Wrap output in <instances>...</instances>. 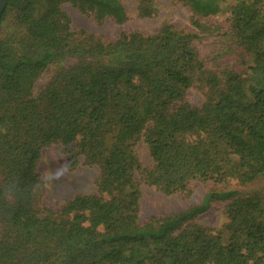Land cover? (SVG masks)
<instances>
[{
    "label": "trees",
    "instance_id": "obj_1",
    "mask_svg": "<svg viewBox=\"0 0 264 264\" xmlns=\"http://www.w3.org/2000/svg\"><path fill=\"white\" fill-rule=\"evenodd\" d=\"M224 1L184 0L202 18ZM41 2L45 12L35 16ZM63 2L97 19H126L120 0H6L0 29L10 7L24 33L0 38V264H264V189L212 191L200 204L140 224L133 179L141 170L170 194L188 192L194 181L240 186L264 177V88L244 86L247 72L264 74L263 0L229 7L232 34L253 61L221 78L205 70L191 36L169 25L70 46ZM68 52L74 61L34 93L40 73ZM196 82L208 90L199 107L186 101ZM75 140L99 158L109 198L74 197L58 211L40 206L41 150ZM140 140L148 169L133 149ZM214 202L227 203L219 231L186 228Z\"/></svg>",
    "mask_w": 264,
    "mask_h": 264
},
{
    "label": "rangeland",
    "instance_id": "obj_2",
    "mask_svg": "<svg viewBox=\"0 0 264 264\" xmlns=\"http://www.w3.org/2000/svg\"><path fill=\"white\" fill-rule=\"evenodd\" d=\"M120 2L126 14V19L121 23L115 22L111 17L97 19L93 14L83 13L68 2L61 3L59 8L69 18L72 32L70 46L94 42L107 44L116 41L122 34L152 35L163 26L169 25L191 36V45L205 70L220 78L228 70L241 72L252 65V53L244 52L237 45L227 19L228 9L236 0H225L217 14L205 18L194 15L184 0H120ZM45 9V3H39L34 15H42ZM17 21L15 11L9 7L1 23L0 38L18 40L24 31ZM73 57L71 53H65L55 63L45 68L35 80L33 92L37 93L50 81L58 68L72 63ZM245 77V88L250 84L264 88V74L247 72ZM207 91L205 85L196 82L188 89L186 101L199 107L206 101ZM133 149L141 168H150L152 160L147 144L140 140ZM37 168L40 179L38 190L40 206L58 211L74 197L94 195L109 198L108 191L101 189L99 185L101 177L99 158H91L82 153L78 140L67 145L52 143L45 146L41 150ZM133 179L140 193L138 199L140 224L150 218L163 217L200 204L212 191L238 189L241 194H250L264 189L262 177L240 186L234 181L223 184L194 181L189 185L188 192L165 194L147 183L141 170L135 172ZM226 204L212 203L206 212L189 222L186 228L201 227L210 233H216L227 223ZM221 237L226 242L228 233H222Z\"/></svg>",
    "mask_w": 264,
    "mask_h": 264
},
{
    "label": "water",
    "instance_id": "obj_3",
    "mask_svg": "<svg viewBox=\"0 0 264 264\" xmlns=\"http://www.w3.org/2000/svg\"><path fill=\"white\" fill-rule=\"evenodd\" d=\"M6 0H0V16L5 8Z\"/></svg>",
    "mask_w": 264,
    "mask_h": 264
}]
</instances>
